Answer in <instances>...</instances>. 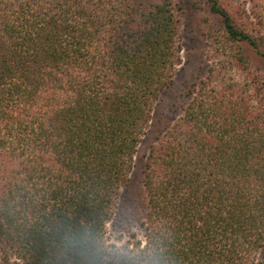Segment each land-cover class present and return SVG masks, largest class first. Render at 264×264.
Wrapping results in <instances>:
<instances>
[{
    "label": "trees",
    "instance_id": "trees-1",
    "mask_svg": "<svg viewBox=\"0 0 264 264\" xmlns=\"http://www.w3.org/2000/svg\"><path fill=\"white\" fill-rule=\"evenodd\" d=\"M187 1L207 68L145 156L143 239L111 242ZM85 228L137 264H264V0H0V264H83Z\"/></svg>",
    "mask_w": 264,
    "mask_h": 264
},
{
    "label": "rangeland",
    "instance_id": "rangeland-1",
    "mask_svg": "<svg viewBox=\"0 0 264 264\" xmlns=\"http://www.w3.org/2000/svg\"><path fill=\"white\" fill-rule=\"evenodd\" d=\"M187 16L184 28L182 63L175 75L174 83L157 103L150 127L139 145L135 167L128 184L123 188L122 200L114 219L108 224L111 242L118 244L135 237L143 239L141 221L145 214V193L143 189V167L149 146L166 124L176 119L188 101V91L207 68L205 40L201 34L197 16L186 4Z\"/></svg>",
    "mask_w": 264,
    "mask_h": 264
},
{
    "label": "clouds",
    "instance_id": "clouds-1",
    "mask_svg": "<svg viewBox=\"0 0 264 264\" xmlns=\"http://www.w3.org/2000/svg\"><path fill=\"white\" fill-rule=\"evenodd\" d=\"M73 246L83 257V264H105V258L119 256L121 264H137L134 256L127 254L128 250L117 249L114 246H107L100 237L91 229L85 228L73 238ZM141 264H163L158 254L146 256Z\"/></svg>",
    "mask_w": 264,
    "mask_h": 264
}]
</instances>
